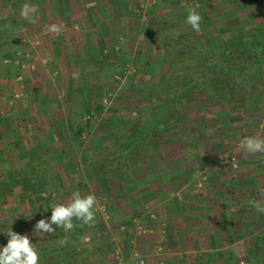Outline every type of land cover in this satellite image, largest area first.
Segmentation results:
<instances>
[{
    "label": "rangeland",
    "instance_id": "obj_1",
    "mask_svg": "<svg viewBox=\"0 0 264 264\" xmlns=\"http://www.w3.org/2000/svg\"><path fill=\"white\" fill-rule=\"evenodd\" d=\"M1 1L2 3L7 1V4L10 5L15 3H11L15 0ZM238 1L241 3L240 5L245 6L233 9L230 8L231 4L228 6L230 1L222 5L221 2L212 3L208 0H187L185 4L181 3V6L178 4L176 11H169L164 15H151L154 11L152 9L156 7L155 4L147 2L139 4L136 11L156 42L155 44L151 42L147 46L143 42L144 46H142L143 50L146 49L150 55L154 56L152 64L148 62L144 66L137 61L122 62L120 59H114V62L117 61V65L110 69L105 68L107 75L103 71V75L101 73L94 79L98 81L96 89L94 85H87V89L90 86V90H88L90 95L91 92L94 94L86 100L85 104L82 100L75 99L76 103L71 100L70 110L65 112L58 110V114L54 117L41 116L39 109L35 110L38 118L42 120L43 127H55L52 124L49 125L50 121H54L58 125V121L61 120V126L57 127H62L63 130L52 134L53 140L51 132L38 133L39 139L40 137L49 138L52 142H48L46 147L33 149L34 154L29 161L37 160L38 163L35 165L25 164L26 170L21 173L20 179L16 180L11 175L7 178L6 174H0V214L3 215L2 220H6V225L3 224L5 227L0 228V245L7 243V237L3 232L8 231L11 227L17 233L28 235L30 243H34L38 249L41 260H44L43 257H50L55 252L65 249L63 247L69 243L77 247L73 256L84 260L87 256L81 243L87 242L90 251H92L87 259H92L94 264H114L119 259L123 260L121 255L129 256L131 253L134 255L135 252L146 256L150 264H264V224L262 223L253 227L252 231L250 229L244 231L245 236L252 243H242L238 246L236 251L239 250L241 259L224 258L221 254L207 251H201L202 254L196 253L193 256L188 251L194 243L192 244L188 239H190L189 237L193 238L192 234L196 233V230L184 232L183 229L180 230L181 228H171L179 220L178 215L181 210L179 199L176 202L172 199V210L162 213L168 216L163 215L162 220L168 223L171 221L173 224L167 226L170 227L164 234V237L167 235V240L160 239L154 249L150 248L148 242L142 241L147 237L149 229H147L148 226L143 225V220L138 219L140 215L137 217L133 212H125L121 209L128 204H121L127 202L125 195L122 194L124 192H121L126 180L132 177L135 169L142 168L144 164L152 165V158L161 155L167 157H176L179 154L190 155L187 153H190V147L194 146L193 155L204 159L209 151L208 145L212 144V141L218 142L220 145V137L214 136L217 128L227 126L229 132L222 136V140L229 144V148L223 150L222 155L225 156L224 160L227 164L235 171L238 168L239 147L243 146V141L247 137H254L256 129L264 132V88L256 95L252 93L253 97H249V93H243L244 101L241 100V102H239L238 95L234 99L221 100L206 97L205 94L187 96L182 93L185 85L181 86L182 88L179 86L175 91H168L162 96L160 95L161 100L159 101L155 99L160 93L159 90L162 89L163 73L166 68L162 37L176 39L180 44L187 45L186 48L198 51L204 50L205 45L209 43L211 45L220 42L229 43L236 37H243L251 33L258 34L264 30V0H259L262 3H254L256 0H233L231 1L232 7ZM182 5L183 8L180 9ZM2 6L0 5V18H14L20 21L14 36L0 47V65L10 67L12 62L17 60L16 58L19 59L20 56L25 59L30 58L28 46L31 44V35L24 28L28 25V21L11 15L9 12L6 14L7 11H4ZM191 9H195L202 17L199 32L192 30L191 26L185 23L187 13ZM190 37L197 41L191 42ZM124 40V37H120L119 45L113 48L119 51ZM17 45L25 47L24 52L21 50V53H17L15 49L11 52ZM202 46L204 47L202 48ZM17 63L20 64V61ZM17 63L14 65H18ZM33 66L31 63L26 64V67L29 68H33ZM35 68L34 66L33 70ZM2 70H4L3 67ZM136 80L140 82L136 83ZM20 81L21 79L17 75L10 81L11 89H14L15 83H20ZM241 83L242 88H238L245 92V83L242 81ZM24 86L26 84L21 85L23 89ZM47 87L63 95L58 90L55 91L56 88L52 85H47ZM60 90L61 92L63 90L61 85ZM24 94L26 93L23 90ZM23 95L19 92L15 95L11 93L8 96L7 104H12L15 99L21 98ZM63 98L53 101L51 107L62 108V104L66 105ZM171 100L174 101L172 104ZM169 102L171 108H166V111L172 113L171 109H174L172 117L165 122L159 121L153 127L154 130L141 132V141L130 152L131 156L129 157L133 156V158L121 155L119 148H125L128 144L126 141L139 130L134 129V127H139V125L136 126V123H143L144 120H147L145 114L154 110L149 107L151 105L161 106ZM195 129L198 130V137L195 136ZM149 136L152 138L150 140L158 143L147 142L146 147L142 146L144 145L143 140L148 141ZM259 153L256 152L253 155L257 156ZM59 156L65 159L64 165L70 169L67 170V177H62L64 185L51 183L49 165L41 163L42 161L56 160ZM127 162L130 165V167L128 166L130 170L126 167ZM51 166L54 168V172H58V169L62 170V165L58 163H53ZM197 170L199 172L195 173L194 186H188V189L184 188L187 190L185 192L188 193L187 195L192 193L195 197L202 196L206 192L204 184L207 181L206 172H201L203 168L200 167ZM107 172L112 173L108 174ZM50 183L52 185H49ZM80 186H83L81 195L95 194L96 196V204L93 209L94 222L83 224L74 220L76 227L71 231L57 228L54 234L46 233L41 236L40 233H33V228L38 220L50 218L51 206L56 202H67L74 191H78V188L81 190ZM51 187H55V189L47 190ZM68 187L69 189H67ZM254 192L253 197H247V205L250 207L248 212L255 209L256 217L264 218V191L258 188ZM177 193H179L178 190ZM177 193H169L168 197L178 198ZM247 194L251 193L247 191ZM26 206L30 207L26 208ZM18 211L23 212V214L20 213L22 220H17L19 219ZM214 213L219 216L221 212ZM6 217L8 218L6 219ZM11 218L15 224L9 222ZM205 248L209 249L207 246ZM118 252L119 257H117ZM244 252L246 254H242Z\"/></svg>",
    "mask_w": 264,
    "mask_h": 264
},
{
    "label": "crops",
    "instance_id": "obj_2",
    "mask_svg": "<svg viewBox=\"0 0 264 264\" xmlns=\"http://www.w3.org/2000/svg\"><path fill=\"white\" fill-rule=\"evenodd\" d=\"M186 1L15 0L11 2H15L13 5L7 4V1L3 3L1 1L0 5H4L2 9L7 11L6 14L10 13L28 21V25L24 28L31 35V44L28 46L29 59L20 56V60L16 58L17 60L12 62L10 67L0 65V174H6L7 178L11 175L16 180L20 179L21 173L26 170L25 164L38 163L37 160L29 161L34 154L33 149L46 147L52 142L49 138L40 137L39 139L38 133L51 132L53 140L54 133L63 130L62 127H57L61 126V120L58 121V125L50 121L49 125L52 124L55 127H43L42 120L38 118L35 110L39 109L41 116L54 117L58 114V110L63 112L70 110L71 100H82L85 104L86 100L94 94L91 92L90 95L88 91L90 86L94 85L95 89L98 86L96 83L98 81L94 79L101 73L103 75V71L107 75L105 68L110 69L117 65L114 59H120L122 62L137 61L144 66L148 62L152 64L154 56L150 55L146 49L143 50L142 46H144L143 42L146 46L151 42L152 44L156 42L136 11L139 4L143 2L155 4L156 7L152 9L154 11L151 15H164L166 12L176 11L177 5L181 6V3L185 4ZM208 1L221 2L222 5L230 1L228 6L231 4L230 8L233 9L245 6L240 5L238 1L232 7L231 1L233 0ZM257 2L262 3L259 0L254 3ZM120 37H124V44L120 46L119 51H116L113 47L119 45ZM14 49L19 53L21 50L24 52L26 48L17 45L11 52ZM16 61H20V64ZM15 62L18 65H14ZM28 63L36 68L33 70L34 66L33 68L26 67ZM17 75L21 81L16 82L14 89H11L10 81ZM139 82L136 80V83ZM22 84H26L24 89L21 87ZM47 85H52L56 88L55 91L58 90L63 95L54 92ZM60 85L63 88L62 92ZM87 85H90L88 89ZM28 89L29 92H27ZM23 90L26 93L24 95ZM18 92L23 96L8 105V96ZM62 98L65 99L66 105L62 104V108L59 109L51 107L53 101ZM259 130L256 129L254 137L264 138V132H261L263 130ZM194 131L195 136L198 137V130ZM215 132L214 136L220 137V145L212 141V144L208 145L209 151L204 159L193 155L194 146L191 145V151L187 153L190 155L154 157L151 159L152 165L144 164L142 168L135 169L132 177L126 180L122 187L121 192H124L122 194L125 195L127 202L121 204L128 203V207L124 205L121 209L125 212H133L136 216L140 215V217L137 216L138 219L143 220V225L148 226L147 229H149L147 237L142 241L148 242L151 249H154L160 239L167 240L168 238L167 235L164 237V234L170 228L167 227L168 224L173 223L164 222L162 213L172 210V199L175 202L177 199L180 200L181 210L178 215L179 220L177 219L178 221L171 228H181L180 230L183 229L184 232L196 230V233L192 234L193 238L187 235L190 238L188 240L194 243L188 251L193 256L196 253L200 255L207 251L221 254L224 258L241 259L239 250L236 251L238 246L242 243H252L245 236L244 231L247 229L252 231L256 225L264 224V218L256 217L255 209L249 213L248 208L250 207L247 205V197H253L254 190L260 188L264 191V152L254 156L253 153L245 150L244 145L239 147L238 168L234 171L222 155L223 150L229 148V144L222 140V136H225L229 129L227 126L219 127ZM41 163L49 165L51 183L65 184L63 179L67 177V170L70 169L65 167L64 158L59 156L56 160ZM53 163L62 165V170L58 169V172H54L51 166ZM200 167L203 168L201 172L205 171L207 176L204 184L206 192L196 197L192 193L187 195L188 193H185L187 190L184 188L194 186L195 173L199 172L197 169ZM34 169L36 171V168ZM51 183L49 185H52ZM80 187L81 190L80 188L77 190L82 192L83 186ZM54 189L55 187L47 188L51 191ZM247 191L251 194L248 195ZM173 192L177 193L178 198L168 197V194H173ZM29 207L26 206V208ZM216 211L221 212L219 216L214 213ZM20 213L18 211L19 219L17 220H22ZM2 217L3 215L0 214V228L3 229L6 220L3 221ZM9 222H13L12 218ZM206 246L211 247L207 249ZM245 252L242 254H246ZM117 257H119V252ZM121 257L125 264H131L133 253L129 256L121 255ZM146 259L149 260L147 257Z\"/></svg>",
    "mask_w": 264,
    "mask_h": 264
},
{
    "label": "trees",
    "instance_id": "obj_3",
    "mask_svg": "<svg viewBox=\"0 0 264 264\" xmlns=\"http://www.w3.org/2000/svg\"><path fill=\"white\" fill-rule=\"evenodd\" d=\"M19 23L20 21L14 18H0V47L14 36ZM190 40L194 43L197 41L191 37ZM161 41L165 52L166 68L163 73L162 89L155 97L158 101L161 100V96L165 92L175 91L179 86L184 85L185 89L182 93L187 96L205 94L206 97L221 100L234 99L238 95L239 102L244 101L243 93H249L248 96L253 97L252 93L256 95L264 88V30L258 34L251 33L243 37H236L229 43L220 42L214 45L209 43L205 45L204 50L198 51L186 48L187 45L180 44L176 39L162 37ZM241 81L245 83V92L240 89L242 88ZM170 102L172 104L174 101ZM170 102L161 106L151 105L149 107L154 110L145 114L147 120H144L143 123H136V126L139 125V127H134V129L139 130L126 141L128 144L125 148H119L121 155L131 156V150L141 141V132L154 130L153 127L159 121L165 122L172 117L174 109H171L173 114L166 111V108H171ZM150 139L152 138L149 136L148 141L143 140L144 145L142 146L146 147L147 142L158 143ZM129 158H133V156ZM128 166L130 167L127 162L126 167L130 170ZM107 173L111 174L112 172ZM81 247L89 257L92 253L89 243H81ZM63 248L65 249L55 252L50 257H43L44 260L39 259V264H94L90 258L85 257L83 260L73 256L77 250L75 245L69 243Z\"/></svg>",
    "mask_w": 264,
    "mask_h": 264
},
{
    "label": "clouds",
    "instance_id": "obj_4",
    "mask_svg": "<svg viewBox=\"0 0 264 264\" xmlns=\"http://www.w3.org/2000/svg\"><path fill=\"white\" fill-rule=\"evenodd\" d=\"M201 20L199 12L191 9L187 13L185 23L190 25L192 30L199 32ZM243 145L249 153L264 152V138L247 137ZM95 204V194L81 195L79 191H74L67 202H56L51 206L50 218L38 220L33 233H40L41 236L46 233L54 234L57 228L71 231L76 227L74 220L91 224L95 218ZM3 233L7 237V243L0 245V264H39L38 249L34 243H30L27 234L17 233L11 227Z\"/></svg>",
    "mask_w": 264,
    "mask_h": 264
},
{
    "label": "built area",
    "instance_id": "obj_5",
    "mask_svg": "<svg viewBox=\"0 0 264 264\" xmlns=\"http://www.w3.org/2000/svg\"><path fill=\"white\" fill-rule=\"evenodd\" d=\"M114 264H125V262L123 260L119 259ZM131 264H150V263L148 262V260L144 256L135 252L133 255V260H132Z\"/></svg>",
    "mask_w": 264,
    "mask_h": 264
}]
</instances>
